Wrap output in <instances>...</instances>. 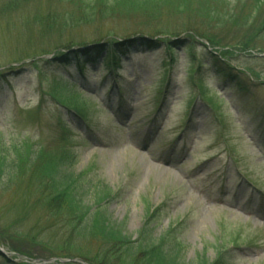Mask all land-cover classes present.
<instances>
[{"label":"rangeland","instance_id":"rangeland-1","mask_svg":"<svg viewBox=\"0 0 264 264\" xmlns=\"http://www.w3.org/2000/svg\"><path fill=\"white\" fill-rule=\"evenodd\" d=\"M79 1L0 0V143L23 154L30 149L33 159L66 151L83 205L95 211L107 194L100 206L110 223L133 241L144 229L164 239L181 264H213L219 253L226 264H264V0H224L212 21L197 15L201 0L189 3L193 12L170 9L176 4L170 0L157 21L123 13L71 23L96 0ZM190 22L232 53L223 62L233 75L243 74L241 88L218 80L209 56L222 51L203 39L174 48L171 62L164 45L152 51L135 42L155 41L157 32L163 41H184ZM260 27L243 50L247 33ZM70 42L88 52L135 44L121 57L119 74L105 65V51L81 74L75 62L52 60ZM8 155L14 159L10 149ZM6 179H0V248L10 253L19 243L35 259L11 256L18 264H56L44 261L53 255L48 248L64 246L65 226L42 208L31 210L37 195L26 183L22 197L5 190ZM79 241L70 249H80L88 263L74 258L92 264L98 245Z\"/></svg>","mask_w":264,"mask_h":264},{"label":"trees","instance_id":"trees-1","mask_svg":"<svg viewBox=\"0 0 264 264\" xmlns=\"http://www.w3.org/2000/svg\"><path fill=\"white\" fill-rule=\"evenodd\" d=\"M79 1V0H78ZM176 2L174 7H169L175 11H180L181 7L185 10H190L193 12V6H191L192 0H174ZM199 2V9H196L197 15L203 20H213V17L219 18L220 9L224 8V0H201ZM211 1V2H210ZM169 2L174 3L170 0H96L92 5H86L84 8L79 10L90 11L82 15H77L78 19L70 17L71 23L78 21L79 24H91V17L100 18L98 21L113 19L115 16H121V14H126L129 17L131 15L136 18L151 19L157 21L160 18L161 7H164ZM79 3H81L79 1ZM184 11V10H183ZM139 14V15H138ZM246 19H243L244 21ZM61 24V23H60ZM192 24V25H191ZM231 24L236 25L237 21H231ZM264 26V20L261 22ZM194 26V27H193ZM185 33L191 32L184 41H163L161 37L164 36L163 33L157 32V37L155 36V41L147 40H137L135 42L139 43L142 47L147 50L155 51L163 45L167 49L170 62L174 60V48L180 49L185 44L196 43L195 37L203 39L208 43V46L211 49L220 50L218 55L210 54L209 57L212 58L211 66L215 69V75L220 82L224 85L231 83L230 90H235L241 88V83L239 76L243 75L238 73L233 75L232 70L229 68L228 64L223 62V59L232 55L227 49L219 47L220 43L215 39L214 36L209 34L204 26L194 25L191 23L187 26ZM261 27L255 30L253 34L247 33L246 42L241 44L243 50L252 44V42L258 37V33L261 32ZM163 34V35H162ZM209 34V35H208ZM195 36V37H194ZM150 37V36H149ZM135 42L125 43V45L112 44V47H109L107 50L104 48L95 47L91 52L88 51H75L73 49L79 47L73 42H70L66 47L62 49L65 52L68 50V53H62L57 51L53 54V61L61 62L65 66H70L72 62H75V68L81 74L88 70L89 68H94L98 60L101 57L103 51L106 52V62L105 65L111 72L114 74H119L121 66V57L127 56L131 52V49H127L135 44ZM132 44V45H131ZM122 46V48H121ZM216 49V50H215ZM130 52V53H129ZM193 57V56H192ZM32 61V59H31ZM201 66H198L195 69L194 74L200 75ZM193 72V71H192ZM246 73L245 71H243ZM255 75V74H253ZM5 75L0 73V87L3 84V79ZM117 84V82L115 81ZM232 85V86H231ZM58 103L61 105L70 108L65 103L59 101L55 98ZM77 113H79L77 111ZM80 114V113H79ZM63 131H67L65 128ZM9 149L14 152V159H10L8 155ZM16 148L6 147L0 143V179H6L5 190L13 189L21 193L23 197L26 193V187L32 188L37 195L34 209L42 208L46 211L48 217L62 221L63 228L66 232L64 234V246L59 248L60 251L63 250L62 256L60 258L55 256L56 252H59L58 249H49L53 254L51 259H61L64 261H72L78 257L81 258L84 262H87L85 255H81L80 249L75 247L71 248V244L74 240L78 244H82L79 240H83L85 244L95 243L98 245V254L92 259V264H181L178 261V253L175 250L167 249L165 245V240H155L152 238V235L147 233L145 229L139 233V238L137 241H133L131 237L127 236L121 229V227L110 223L107 219L104 210L101 208V204L105 201L103 199L108 198L107 194L101 195L102 197L98 198L97 209L93 211L91 207H86L83 205V200L81 195L78 194L77 180L72 173L68 171V166L71 163V158L69 157L66 151H63L59 155L50 156V155H38L33 159V153L30 149H27L24 152ZM38 203V204H37ZM41 205L42 207H38ZM32 207V206H31ZM33 208V207H32ZM26 218V216H25ZM16 221V220H15ZM12 228L14 226H11ZM27 236V235H26ZM21 241L24 243H29L33 247L39 248L46 247L41 241H36V237H23ZM19 242V241H18ZM83 242V243H84ZM41 249V248H40ZM76 249V250H75ZM10 252L19 254L27 258L29 261H32V256L27 249L20 247V244L12 246ZM72 252L74 254H72ZM35 260V259H34ZM226 257L224 253H219L216 256L215 263L213 264H226ZM203 260L201 264H205ZM88 263V262H87ZM0 264H15L13 261L0 256ZM56 264H78L75 262L62 263L56 261Z\"/></svg>","mask_w":264,"mask_h":264},{"label":"water","instance_id":"water-1","mask_svg":"<svg viewBox=\"0 0 264 264\" xmlns=\"http://www.w3.org/2000/svg\"><path fill=\"white\" fill-rule=\"evenodd\" d=\"M0 255H2V256H10V254H8V253H5L3 250H1L0 249ZM49 262H52V260L51 261H49ZM78 262H80L81 263V261H78Z\"/></svg>","mask_w":264,"mask_h":264}]
</instances>
